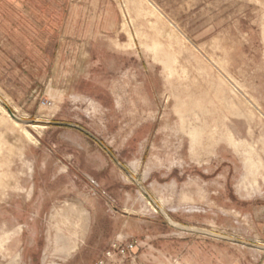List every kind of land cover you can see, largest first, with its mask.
Returning a JSON list of instances; mask_svg holds the SVG:
<instances>
[{
    "label": "rangeland",
    "instance_id": "374dc122",
    "mask_svg": "<svg viewBox=\"0 0 264 264\" xmlns=\"http://www.w3.org/2000/svg\"><path fill=\"white\" fill-rule=\"evenodd\" d=\"M0 95L95 133L175 221L264 243V0H0ZM32 125L0 103V264L130 242L127 264H264L171 227L80 130Z\"/></svg>",
    "mask_w": 264,
    "mask_h": 264
},
{
    "label": "water",
    "instance_id": "95a60500",
    "mask_svg": "<svg viewBox=\"0 0 264 264\" xmlns=\"http://www.w3.org/2000/svg\"><path fill=\"white\" fill-rule=\"evenodd\" d=\"M0 103L8 110L10 115L15 118L16 120L23 122L25 124H37V125H47V126H67L73 127L81 132L85 133L87 136L92 138L95 142H97L103 150L107 152V154L124 170V172L136 183V185L142 190V192L149 198V200L154 204L157 210L161 213V215L165 218L167 223L178 230L195 233L199 235H204L210 238H215L227 242H232L236 244H240L243 246H248L255 249H260L264 251V243L251 241L247 239H243L240 237H236L233 235H228L223 232L215 231L209 228L197 226V225H190L185 224L182 222L175 221L166 210L158 203L156 199L149 193L148 189L143 185V183L138 179L133 172L120 160V158L113 152V150L95 133L87 129L86 127L76 123V122H69V121H58V120H42V119H32V118H25L20 117L14 112V110L10 107L7 101L0 95Z\"/></svg>",
    "mask_w": 264,
    "mask_h": 264
},
{
    "label": "built area",
    "instance_id": "2783aa9c",
    "mask_svg": "<svg viewBox=\"0 0 264 264\" xmlns=\"http://www.w3.org/2000/svg\"><path fill=\"white\" fill-rule=\"evenodd\" d=\"M49 103L48 100L43 101L44 105ZM135 247L134 242L126 244L116 243L114 244L115 250L109 249L98 264H127L126 259L134 251Z\"/></svg>",
    "mask_w": 264,
    "mask_h": 264
},
{
    "label": "crops",
    "instance_id": "0c3cea01",
    "mask_svg": "<svg viewBox=\"0 0 264 264\" xmlns=\"http://www.w3.org/2000/svg\"><path fill=\"white\" fill-rule=\"evenodd\" d=\"M24 1V0H23ZM23 7L25 8V5H23ZM103 14V13H102ZM116 25H117V23H116V21H113V23H111V26L112 27H110V28H115L116 27ZM4 97V96H3ZM6 99V98H5ZM143 232V231H142ZM141 231L140 232H138V235H141V233H142ZM142 236H143V234H142ZM203 237H205L206 239H213L214 241H218V242H220V243H222L223 242V240H219V239H215V238H210V237H207V236H203ZM241 246H243V245H241ZM245 247V246H244ZM251 249H255V248H251ZM255 250H257V249H255ZM155 251L158 253V252H160L158 249H156L155 248ZM261 251V250H260ZM263 251V250H262ZM196 255V254H195ZM214 260H215V262H216V264H217V256L215 255V257H214ZM219 261H221L220 259H218ZM218 264H220V263H218Z\"/></svg>",
    "mask_w": 264,
    "mask_h": 264
},
{
    "label": "bare ground",
    "instance_id": "6f19581e",
    "mask_svg": "<svg viewBox=\"0 0 264 264\" xmlns=\"http://www.w3.org/2000/svg\"><path fill=\"white\" fill-rule=\"evenodd\" d=\"M8 111V110H7ZM10 114V113H9ZM11 116V115H10ZM12 117V116H11ZM13 118V117H12ZM14 119V121L15 122H17L18 124H23V122H20V121H18V120H16L15 118H13ZM25 124V123H24ZM34 128H37V127H39L40 125H32ZM258 250H260V249H258Z\"/></svg>",
    "mask_w": 264,
    "mask_h": 264
}]
</instances>
